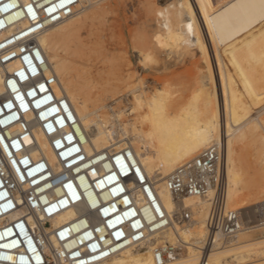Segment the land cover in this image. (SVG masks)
<instances>
[{
  "label": "bare ground",
  "instance_id": "bare-ground-1",
  "mask_svg": "<svg viewBox=\"0 0 264 264\" xmlns=\"http://www.w3.org/2000/svg\"><path fill=\"white\" fill-rule=\"evenodd\" d=\"M90 1L78 0L73 14L38 37L49 62L46 74H55L56 93L71 103L84 131L85 151L131 148L171 218L169 225L144 241L95 264H156L152 249L168 243H179V249L163 264H200L201 260L203 264H238L240 259L243 264H264V237L240 240L239 235L245 237L248 232L246 228L230 244L211 249L202 259L199 246L206 234L208 202L200 196L174 195L166 185L177 165L203 148L220 144L227 205L242 215L240 203L247 191L242 189L243 177L235 163V141L247 150L249 159H258L260 169L250 173L251 180L264 178V117L252 115L264 106V0H146L148 15L144 20L149 37L139 32L142 38L137 35L141 39L132 44V56L141 71L147 70L148 61H155L152 69L158 75L133 78L135 74L125 73L122 66L115 67V55L101 50L97 79L102 102L97 105L89 103L85 86L78 84L81 76L71 74V60L59 53L60 48L69 49L88 17L104 11L95 1L88 9L85 3ZM125 59L130 66V60ZM188 68L196 74L186 86L181 76ZM160 78L167 85L170 80L183 82L172 91L156 85ZM3 89L0 72V91ZM126 114L130 117L124 122L120 118ZM34 134L53 160L41 133ZM253 141L258 142L255 152L248 150ZM181 209L188 213L190 223L173 217ZM75 214L74 209H66L50 219L51 226L68 222ZM53 246H57L54 239Z\"/></svg>",
  "mask_w": 264,
  "mask_h": 264
},
{
  "label": "built area",
  "instance_id": "built-area-1",
  "mask_svg": "<svg viewBox=\"0 0 264 264\" xmlns=\"http://www.w3.org/2000/svg\"><path fill=\"white\" fill-rule=\"evenodd\" d=\"M77 3L0 0V264H95L171 222L131 148L85 151L71 103L56 93L55 74H46L49 62L38 37L73 14ZM34 131L41 133L53 160ZM166 185L174 195L208 202L202 259L230 244L243 228L264 225V213L250 224L228 207L220 144L177 165ZM69 208L75 216L51 226L50 219ZM259 209L264 212L262 205ZM173 217L189 219L182 209ZM178 249L179 243L155 246V263L163 264Z\"/></svg>",
  "mask_w": 264,
  "mask_h": 264
},
{
  "label": "rangeland",
  "instance_id": "rangeland-1",
  "mask_svg": "<svg viewBox=\"0 0 264 264\" xmlns=\"http://www.w3.org/2000/svg\"><path fill=\"white\" fill-rule=\"evenodd\" d=\"M93 1L103 5L104 11H97L92 16L88 17L85 23L77 30L75 41L70 43L69 49L60 48L59 53L71 60V74H79L81 76V79L78 78L81 81L77 79L78 84H83L85 86V91L89 95L88 97L91 98L89 103H96L95 105H97L102 102V100H100L101 97H99L98 94V92H101L102 87H99L100 83L97 79V77L99 78L97 75L98 54L101 50L105 52L108 51V53L115 55L117 57L116 63L118 64H115V67L122 66L121 69L123 68L122 70L125 73L130 72L133 75L135 74L133 78L142 75L146 79H150L153 76L157 77L158 74L152 69L155 61H148L146 64L147 70L141 71L139 65L134 59V55L132 56V44L138 42L139 39L142 38L144 32L146 35L144 37H149V28H147V25L145 24L146 19L144 20L148 15L146 10V0H99V2L98 0H91L90 2L93 4ZM90 2H86L87 4L85 3L88 9L95 5H92ZM139 32H142V34ZM137 35L141 38H138ZM100 41L103 42V47H101V44L99 43ZM125 58L130 60V66L125 64ZM185 72L183 73L184 75L181 76L182 78L180 77L184 82L181 79H178V81L181 80L179 82H176L177 80H170L171 83H168L167 85V83L160 78L159 82H156V85L159 84L160 87L167 86L171 88L172 91L176 88H180L182 82V85H190L189 83L193 81H191V79H194L195 77H193V75L196 74L195 70L193 68H188ZM185 75H188L187 80H185ZM173 82L177 84L175 85ZM172 84L174 85L172 86ZM261 107L255 109L252 115L264 117V106ZM123 116L120 119L124 122L130 117L128 114ZM136 124H138V120H136ZM240 145L241 143L239 141H235L234 157L236 158V166L240 167V174L243 177V181L241 182L242 189L243 191H247V194L241 201L240 205L245 219L250 224H256L260 217H262V213H264L259 209V205H262V208H264V178L251 180V177L249 176L250 173L258 171L260 169V164L256 158L249 159V157H247V150H242ZM257 147L258 142L253 141L248 150L255 152ZM257 200L259 201L258 205L255 203ZM184 222L185 224L190 223L189 219L183 220V223ZM245 234V237H243V234L239 235V239L245 240L255 237H264V225L248 229V232ZM238 261H241L238 262V264H243L241 259Z\"/></svg>",
  "mask_w": 264,
  "mask_h": 264
}]
</instances>
